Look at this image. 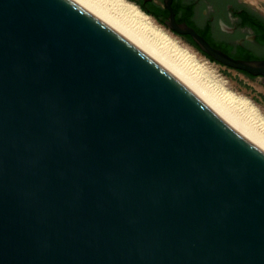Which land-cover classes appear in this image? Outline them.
Returning a JSON list of instances; mask_svg holds the SVG:
<instances>
[{"label":"water","instance_id":"1","mask_svg":"<svg viewBox=\"0 0 264 264\" xmlns=\"http://www.w3.org/2000/svg\"><path fill=\"white\" fill-rule=\"evenodd\" d=\"M0 264H264V153L71 0H0Z\"/></svg>","mask_w":264,"mask_h":264},{"label":"flooded vegetation","instance_id":"2","mask_svg":"<svg viewBox=\"0 0 264 264\" xmlns=\"http://www.w3.org/2000/svg\"><path fill=\"white\" fill-rule=\"evenodd\" d=\"M141 12L165 22L185 23L210 45L240 60H264V3L251 0H129ZM171 11V12H170ZM260 78L264 85V77Z\"/></svg>","mask_w":264,"mask_h":264},{"label":"rangeland","instance_id":"3","mask_svg":"<svg viewBox=\"0 0 264 264\" xmlns=\"http://www.w3.org/2000/svg\"><path fill=\"white\" fill-rule=\"evenodd\" d=\"M251 1L264 3V0ZM126 19L131 20L129 17ZM150 19L153 21L150 22L151 24H147V27L143 25L145 28L142 25L139 27L141 29L138 28L143 30L142 34L146 33V37L155 41L157 46L163 47L162 49L165 48L164 51L166 53L168 51L167 54L172 56L174 61L178 60L177 64L183 65L185 68L183 70L189 72V74L186 73L189 76L191 74L190 77L194 80L197 79L195 80L197 84L201 83L204 86L200 87L203 91L205 90L204 93L207 96V93L212 96V98L209 96L210 100L212 99L217 106L221 103L219 107L233 114L236 120L240 119L241 124L246 125L252 133L264 140V85L261 79H250L235 70L209 61L179 35L153 18L150 17ZM135 27L137 28V25Z\"/></svg>","mask_w":264,"mask_h":264},{"label":"bare ground","instance_id":"4","mask_svg":"<svg viewBox=\"0 0 264 264\" xmlns=\"http://www.w3.org/2000/svg\"><path fill=\"white\" fill-rule=\"evenodd\" d=\"M73 3L81 7L83 10L94 16L96 19L101 21L103 24L111 28L135 48L153 60L156 64L162 67L175 79H177L184 87H186L191 93H193L201 102H203L211 111H213L223 122L230 126L234 131L241 135L244 139L258 148L264 153V140L252 133L251 130L246 125L241 124L236 120L235 116L233 117L230 113L222 109L219 102L217 101V106L213 100L209 99L208 96L204 93L203 85L200 83L197 84V79L190 77L189 72H185L177 64V61L172 59V56L168 55V51H164L160 46L156 45V42L151 41L146 37V33L143 35L139 30L141 25L143 27L147 24H151L152 21L150 17L142 13L139 8H137L132 2L126 0H71ZM128 16L130 21L126 17ZM136 22V23H135ZM153 22V21H152ZM139 25V26H138ZM147 27V26H146ZM139 28V29H138ZM145 28V27H143ZM145 30V29H144ZM176 59V58H174ZM179 63V62H178ZM181 64V63H180ZM185 69V68H184ZM193 76V75H192ZM200 82V81H199ZM202 85V86H201ZM201 86V87H200ZM204 87V86H203ZM207 91V90H206ZM212 98V96H211ZM215 98V97H213ZM229 111V110H228ZM230 112V111H229ZM240 118V117H239ZM243 123V122H242ZM264 138V137H263Z\"/></svg>","mask_w":264,"mask_h":264},{"label":"trees","instance_id":"5","mask_svg":"<svg viewBox=\"0 0 264 264\" xmlns=\"http://www.w3.org/2000/svg\"><path fill=\"white\" fill-rule=\"evenodd\" d=\"M159 23H161V24H163V22H161V21H158ZM182 39H184L188 44H190L192 47H194L198 52H200V50L198 49V47L192 42V40L188 37V36H180ZM212 47H215V46H213V45H211ZM201 53V52H200ZM202 54V53H201ZM227 55H229L228 53H226ZM203 56H205L209 61H211V62H213V63H215V64H217V65H220V64H218L217 62H215L214 60H212L211 58H209V57H207L206 55H204V54H202ZM230 56V55H229ZM220 66H222V65H220ZM222 67H224V66H222ZM228 69V68H227ZM236 72H238V73H241V74H243V75H245L246 77H248V78H250V79H252L253 77L252 76H250V75H248V74H246V73H244V72H240V71H236Z\"/></svg>","mask_w":264,"mask_h":264},{"label":"crops","instance_id":"6","mask_svg":"<svg viewBox=\"0 0 264 264\" xmlns=\"http://www.w3.org/2000/svg\"><path fill=\"white\" fill-rule=\"evenodd\" d=\"M215 48V47H214ZM217 49V48H216Z\"/></svg>","mask_w":264,"mask_h":264}]
</instances>
